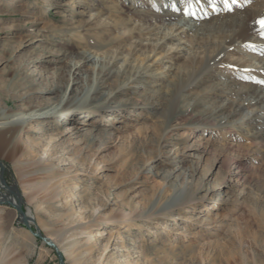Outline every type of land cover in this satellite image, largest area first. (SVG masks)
Here are the masks:
<instances>
[{"label":"rangeland","instance_id":"374dc122","mask_svg":"<svg viewBox=\"0 0 264 264\" xmlns=\"http://www.w3.org/2000/svg\"><path fill=\"white\" fill-rule=\"evenodd\" d=\"M138 1L0 0V116L46 103L50 83L63 89L72 54L92 50L108 60L110 39L133 35L113 70L149 65L131 91L116 73L101 80L102 90L116 94L113 105L136 103L92 118L75 115L77 133L63 135L69 121L56 117L33 122L17 143L12 132H0V196L11 194L8 188L20 192L32 229L57 240L66 264H264L263 117L244 118L251 105L234 111L250 94L244 87L264 90V81L238 63L259 65L264 55L233 49L228 64L218 62L200 77L222 52L218 38L156 25L138 33L150 24L133 16V7L147 8ZM240 3L233 1L237 9L249 7ZM123 18L126 26L117 22ZM161 35L174 37L161 53L131 54L129 43L154 45ZM81 83L72 95L86 91ZM92 95L86 107L103 104L99 93ZM100 132L109 137L101 141ZM50 154L56 179L33 162ZM175 163L182 168L166 177ZM185 169L193 177L175 202ZM0 264H60L56 249L8 203H0Z\"/></svg>","mask_w":264,"mask_h":264},{"label":"bare ground","instance_id":"6f19581e","mask_svg":"<svg viewBox=\"0 0 264 264\" xmlns=\"http://www.w3.org/2000/svg\"><path fill=\"white\" fill-rule=\"evenodd\" d=\"M233 1L236 0H199L197 3L192 0H164L162 2L161 0H158L157 4L161 3V7L157 9V4H153L151 2L146 4L143 2V0H139L138 3L144 4L147 6V8L141 9L136 6L133 7V16L147 17L150 20V24L142 28L140 27L138 30L136 28L134 31L143 33V31H146V29L153 30V25H156L159 29H165L171 26V29L177 33L176 35L192 32L195 38H200L201 40H211L212 36L218 38L222 52L220 55L215 56L213 61H211L212 64L209 65L206 70L203 69L202 72L200 71L201 73L199 76L201 77L203 74L205 75L208 73V71L211 70L213 66L217 65L216 63L221 62V65H225L224 63L228 62L227 54L233 49L243 47L250 48L252 51L264 55V26L261 24V21L264 20V1L237 0L241 2L240 4H249V7H246L245 9H237V7L233 5ZM128 21L129 20L123 18L121 21L118 20L117 22L123 26H126ZM158 22L162 23L157 24ZM259 27L260 29H258ZM129 37L132 38L133 35ZM128 38H122L121 36L109 40V42L115 44V48L110 51L111 54L108 60H102V58H99V56L94 53L95 51L92 50L72 54V58L67 63L65 69L68 80H66V83L62 85L63 89H61V83H50L49 86L44 88L45 93H48V99L46 103L22 110L18 112L20 116H18L17 112L14 113L11 111H7L6 113L2 114L0 116V132H12L11 141L14 140V143H17L24 131H33L31 130L33 122L39 123L41 119H52L56 117L60 118L62 125L69 121V125H66L65 131L62 132L63 135L71 134L75 130L76 131L74 133H77L78 127L71 125L73 124L75 115L79 113H85L88 115V117L92 118L94 117V113L101 116V113L106 110L116 109L120 111L122 110V107H128L130 104L136 103L132 101L131 98H127L126 102L113 105L112 103L115 100L112 99H114L116 94H112L114 92H106L105 89L102 90V87H105V85L104 83H101V80H104L106 77H110L116 73L117 77H124L129 80L127 81V90L131 91L133 88L139 87L132 84V82L143 76H146L148 71L147 66H149L147 64L133 68V70H125L122 72H116L112 69V66H114L118 59L125 57V48L123 43L125 44L129 40ZM173 38V36L168 38L166 35H163V37L161 35L160 41L154 45H147L142 41L131 42L128 45L131 47V54L144 55L143 59H148L151 52L154 55L161 53L168 40ZM181 53L182 51L179 50L178 54L180 55ZM175 55L176 53H173L172 55L167 54L166 57L173 58ZM203 61L204 60L199 61V64L202 65ZM238 64L240 69L244 70L245 72L256 74L257 77L264 81V57L261 59V64L259 65L249 64L246 61H244V63L239 62ZM88 79L92 83L90 86ZM80 83L88 86L85 89L86 91L79 96L72 95L73 93L77 92V87L80 85ZM120 85L117 88L118 92H121L122 89H125V87H120ZM254 88L244 87L242 89L243 91L249 90L250 94L243 99L237 100V108H234V111L239 110L245 105H251L254 108L250 113H245L244 118L256 119L263 117L262 123L264 124V116H259L258 114L259 111L264 112V104H262V102H264V90L259 91ZM57 92V97H51ZM133 92H136V90L134 89ZM92 93H99L101 95L99 99H102V105H97L94 107L85 106L92 104L94 99ZM225 107L226 105L222 104V106L217 107L214 112L220 116L223 113L222 110H224ZM56 129L58 131L61 130L60 127H57ZM108 137L109 135H106L103 132H100V134L97 136V138L101 139V141L102 139L104 140V138L107 139ZM85 138L88 139L89 137L87 136ZM33 162L46 168H51L48 177H51V179H56L53 169L55 164L53 163L54 160L52 158V154L47 155L46 159L43 157H38L36 160H33ZM176 168H182V166L180 167V164L175 163L173 169L167 172L166 177L172 176V173H175ZM188 171L189 172H187V169H185L183 173L181 172L180 175L177 176L180 177L182 175L183 181L181 182L180 193L176 197L175 202L181 199L180 196L184 193L185 188H187L191 182V177H193L194 170L188 169ZM237 176V178H239V175ZM11 191L13 192V190ZM11 194L0 196V203H8L12 206H15V204L22 206L23 197H20L19 200L15 194ZM57 194L58 193L56 192V195ZM27 217L29 223H32V216L28 214ZM19 218L21 221L24 220V217L21 214H19ZM101 234L102 232L98 235L100 236ZM47 237L53 243L59 245L57 240L52 236ZM93 237H95L93 234H89L87 236V243H91ZM128 261L130 262V259H128ZM99 264H101V262Z\"/></svg>","mask_w":264,"mask_h":264},{"label":"water","instance_id":"95a60500","mask_svg":"<svg viewBox=\"0 0 264 264\" xmlns=\"http://www.w3.org/2000/svg\"><path fill=\"white\" fill-rule=\"evenodd\" d=\"M2 182H3V183L5 182L4 179H2ZM10 189H11V188H8V191H9L10 193H14V194L17 196V198H19V200H20V195H21L20 192H19L17 189H16L17 192H12ZM14 207L17 209L18 213L21 214V215L24 217L23 222L26 224L27 227H29L30 231H31L35 236L42 238L43 241H45L48 245H50V246H52V247H54V248L56 249V251H57V255H58V257H59V262H60V264H66V263H65L64 256H63V253H62L61 250L56 246V244L53 243V242H52L47 236H44V235H42L40 232H38V231H34V230L32 229L31 224H30L29 221H28L27 212L23 209V207H22V206H19V205H17V204H15Z\"/></svg>","mask_w":264,"mask_h":264},{"label":"snow or ice","instance_id":"6c2138e0","mask_svg":"<svg viewBox=\"0 0 264 264\" xmlns=\"http://www.w3.org/2000/svg\"><path fill=\"white\" fill-rule=\"evenodd\" d=\"M262 26H264V20L261 21Z\"/></svg>","mask_w":264,"mask_h":264}]
</instances>
